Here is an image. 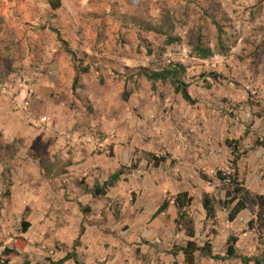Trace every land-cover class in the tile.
Segmentation results:
<instances>
[{"label":"crops","instance_id":"crops-1","mask_svg":"<svg viewBox=\"0 0 264 264\" xmlns=\"http://www.w3.org/2000/svg\"><path fill=\"white\" fill-rule=\"evenodd\" d=\"M135 81L127 84L133 86ZM186 83L191 94L195 85ZM145 85V91L133 89L124 106L105 103L100 109L96 105L93 121L79 101L76 107L69 104L70 98H52L46 109L16 88L0 92V135L5 143L18 144L17 157L9 162L10 185L0 163V256L6 247L18 253L9 264H24L25 257L29 264H52L72 253L74 246L82 264H186L182 252L171 254L175 247L188 242L202 247L208 242L213 253L223 257L230 237L238 239V253L262 255L261 240L247 228L256 210L242 211L231 223L229 210L216 207L213 221L202 206L204 193L216 201L226 199L228 185L215 175L228 170L232 159L225 141L239 139L248 128L246 123L203 120L198 103L190 106L171 87L163 93L164 84H157L156 90L147 81ZM23 101L30 104L27 110L21 107ZM39 109L41 115L36 116ZM41 117L51 118L61 134L83 133L107 146L108 152L95 153L89 146L69 144L59 133L36 129L34 119ZM253 126L243 143L249 152L238 164L239 179L250 192L264 196V149L254 147L255 140L264 137ZM112 131L116 136L110 140ZM39 144L46 147L50 159V179L30 156ZM145 154L166 160L155 167ZM124 167L133 169L104 196H94L96 186H103ZM182 193L193 199L186 213L194 223L195 238L177 224L175 200ZM166 202L168 207L160 212ZM24 222L29 225L26 232ZM39 255L50 256L40 262ZM196 263L242 264L199 254Z\"/></svg>","mask_w":264,"mask_h":264},{"label":"rangeland","instance_id":"rangeland-1","mask_svg":"<svg viewBox=\"0 0 264 264\" xmlns=\"http://www.w3.org/2000/svg\"><path fill=\"white\" fill-rule=\"evenodd\" d=\"M164 7L174 19L175 35L182 39L173 46L129 22L132 16L159 19ZM48 14L46 0H0V53L8 57L9 67L0 66V87L25 92L46 109L52 98H70L75 107L79 101L93 121L96 105L121 107L128 101L122 99L124 93L130 98L133 89H147L143 78L127 84L133 75L129 69L178 63L186 68L185 82L195 85L191 95L203 120L244 121L247 129L256 121L253 128L264 137V0H62L55 25L64 42L50 32ZM209 14L222 26L227 51L201 60L190 42L201 37L215 50L217 31ZM66 44L77 57L95 59L87 74H77L64 51ZM168 90L164 84L163 93ZM49 256L39 255L40 262Z\"/></svg>","mask_w":264,"mask_h":264},{"label":"trees","instance_id":"trees-1","mask_svg":"<svg viewBox=\"0 0 264 264\" xmlns=\"http://www.w3.org/2000/svg\"><path fill=\"white\" fill-rule=\"evenodd\" d=\"M49 6V14H48V23L50 24V32L56 33V38L60 42H64L62 39L61 30L58 26L55 25V20L57 13L60 11L62 7V0H46ZM169 9L163 8L160 14L159 19H148L147 21L140 20L137 17H131L129 22L135 24L139 28H141L145 32H150L155 35H158L164 38L165 46H173L182 42V39L175 35L176 26L173 17L171 16ZM207 18L212 20V24L217 31V43L216 48L213 50L210 47H207L203 42L202 38L199 37L196 40L190 42V46L192 48V53L201 59L205 60L213 57L216 52L220 54L226 53V48L223 43V29L221 24L218 21H215L214 15H207ZM44 28V27H43ZM1 32V30H0ZM11 45V44H10ZM64 47V51L69 54L71 58V64L73 68L76 70L78 75L87 74L90 70V64L94 63L95 59L89 56H85L84 58L77 57L76 52H74L69 46ZM10 59V57H9ZM11 60V59H10ZM86 60L90 62L85 65L83 68H79L82 64L85 63ZM8 62V57L4 56L0 53V66L8 69L9 67L5 65ZM133 73L127 81H133L137 78H143L147 82L151 84L152 90H156L157 84H166L171 87L175 94L180 95L182 99L189 104L190 106H195L198 101L192 98L189 88L190 85L185 82L184 76L186 73V68L182 64L169 63L157 69H149L144 67H138L135 69H129ZM212 78L220 79V76L211 74ZM78 76L74 79V91L77 89L78 85ZM129 97L128 93H124L122 95V99L127 101ZM250 132L249 129L245 130V133L239 139H227L225 141V146L230 150L232 159L229 162V166L227 167L231 170V173H227L225 171H217L215 178L222 184L228 185V190L226 194V199L224 201H216L209 194L204 193L202 197V206L204 211L206 212L207 219L216 221V207H221L222 209L229 210L228 213V221L234 222L239 214L244 210H256L255 217L248 223L247 228L249 231H254L258 239L261 240V244L264 250V196L258 195L250 192L245 183L240 181L239 179V169L238 164L242 158L248 155L249 150L244 148V141L248 138ZM254 147L263 148L264 149V138H257L254 142ZM18 154V144L17 142H13L11 144L5 143L2 140V136L0 135V163L5 166L4 170V180L7 181L8 185L11 184V169L9 167V162L14 160ZM31 158L38 162L39 167L44 172V176L46 179H50L52 173L50 171V159L46 150V147L43 145H38L33 150H30ZM145 156L153 162L154 166L157 167L160 164L164 163L165 157H156L153 154H145ZM133 169L130 168H121L118 172L112 175L109 180L103 186H96L93 194L94 196H104L109 188L114 186L120 178L125 175L127 171H131ZM201 178L210 182L209 178L205 175H201ZM5 198L9 197V191H6L4 194ZM193 199L187 194L182 193L177 196L175 200V204L178 207V225H184L187 231V235L190 238H195V229L194 223L190 219H188V215L186 213V209L192 204ZM168 207V203H164L160 209V212H163ZM80 209L83 213H85V209L80 206ZM29 225L27 223H23V232H26ZM84 229L82 228L80 234H83ZM238 239L236 237H230L226 246L225 256L215 255L213 253L212 246L206 242L204 246L199 247L195 242H188L185 247H175L172 251V255H177L179 252H182L185 258L186 264H197L196 258L199 254L204 258H208L214 261H226L237 259L242 262V264H264V252L261 256L258 257H248L238 253L236 244ZM77 245V242H76ZM1 246V245H0ZM18 256V253L9 248H5L0 256V264H9L11 260ZM24 264H29L28 258H24ZM68 261H72L75 264H82L78 256L75 252V246L72 253H69L64 259L58 262H54L52 264H65ZM51 262V261H50Z\"/></svg>","mask_w":264,"mask_h":264},{"label":"built area","instance_id":"built-area-1","mask_svg":"<svg viewBox=\"0 0 264 264\" xmlns=\"http://www.w3.org/2000/svg\"><path fill=\"white\" fill-rule=\"evenodd\" d=\"M9 89H12L11 86H3L0 87V92H4V91H8ZM17 103V101H15V104ZM29 102L27 101H23L21 103V107L23 110H27L29 108ZM33 126L36 129H39L43 132H54V133H59L61 136H64L67 141H69V144L71 145H75V146H79V147H83V146H89L92 148L93 152L95 153H102V152H108V147L107 146H103L95 141H93L91 139V137H89L88 135H84L83 133H78V134H74V135H66L64 133H60L59 132V128L57 127V125L54 124V122L52 121L51 118L48 117H41L39 119H34L33 122ZM116 136V133L114 131H112L109 135L110 140H113ZM227 173H231V170H227Z\"/></svg>","mask_w":264,"mask_h":264}]
</instances>
